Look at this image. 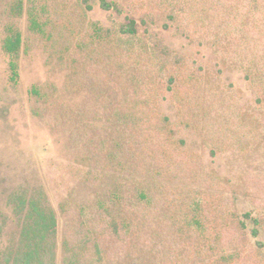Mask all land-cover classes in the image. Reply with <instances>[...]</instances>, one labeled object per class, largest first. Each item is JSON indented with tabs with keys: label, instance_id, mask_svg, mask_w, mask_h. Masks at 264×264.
Listing matches in <instances>:
<instances>
[{
	"label": "rangeland",
	"instance_id": "1",
	"mask_svg": "<svg viewBox=\"0 0 264 264\" xmlns=\"http://www.w3.org/2000/svg\"><path fill=\"white\" fill-rule=\"evenodd\" d=\"M44 1L52 36L45 39L29 33L24 11L16 21L23 44L18 82L13 83L7 55L1 50L3 27L9 21L5 9L11 0H0V217L5 220L0 249L15 245L20 230L12 220L9 193L19 186L29 190L42 187L57 217L55 263L61 264L67 249L70 253L75 247L82 260L91 257L90 253L82 256L84 235H89V230L92 236L94 232L101 234L103 228L100 220L95 225L92 217L86 219L83 214L94 217L92 205L108 194L102 185H131L136 179L130 175L136 174L130 168L141 164L125 156L129 170H118L114 164H105V154L112 138H118L132 149L129 153L134 157L133 150L143 138L131 122L150 120L148 114L143 115L149 103L160 116L167 117L174 137L184 141L181 169L194 184V191L204 190L205 200L215 199L220 207L227 206L232 198L226 197L232 194V205L239 215L248 212L260 219L257 236L250 235L253 224L247 221V242L253 248L257 247L255 241L262 243L259 253L264 261V98L257 100L258 90L245 80L218 43L212 44L207 36L202 40L194 36V22L188 12L192 9L185 6L187 11L170 21L162 6H157L158 0L150 5L145 0H108L115 2L119 11L100 8L99 0H88L90 9L81 0ZM26 3L24 0L25 7ZM228 3L233 9L226 22L228 29L234 30L242 1ZM126 16L135 19V34L119 32ZM92 26L102 31L100 44L92 42L88 48L78 49ZM171 72L189 73L203 83L201 92L207 94L209 107L207 120L212 124L208 130L184 124L172 99L173 91L166 88ZM33 87L38 94L30 92ZM191 98L194 103V95ZM199 101L205 102L203 98L195 100ZM126 117L125 127L130 130L124 136L125 130L116 128ZM216 124L226 131L225 143L211 155L216 139L212 127ZM153 178L150 176L149 184ZM161 182L170 187L174 183ZM178 202L176 193H167L159 201L158 212L175 214ZM152 215L145 227H151L154 220L152 227L165 231V222L158 219L156 225ZM107 246L112 247V243ZM101 264L165 263L148 248L128 247L120 255L110 253Z\"/></svg>",
	"mask_w": 264,
	"mask_h": 264
},
{
	"label": "trees",
	"instance_id": "2",
	"mask_svg": "<svg viewBox=\"0 0 264 264\" xmlns=\"http://www.w3.org/2000/svg\"><path fill=\"white\" fill-rule=\"evenodd\" d=\"M26 1L25 7L24 0H11L5 9L9 21L3 27L1 50L7 55L9 79L13 83L18 82V59L23 44V34L16 21L24 11L27 14L29 33L45 39L52 36L47 28L51 27L47 3L44 0ZM241 1V13L239 11L238 23L233 27L234 30L228 29L226 22L231 17L230 8L233 9V6L228 5V0H194L193 3L191 0H158L157 6H162L165 17L170 21L176 20L178 15L187 11L185 6L190 7L192 11L188 12L194 22V36L201 40L207 36L212 39V44L218 43L232 64L244 73L245 80L258 90L257 100L260 101L264 98V0ZM81 2L86 9L91 8L88 0ZM145 2L150 5L155 0ZM99 6L104 10L119 11L113 1L99 0ZM136 31L135 19L126 16L125 22L119 26V32L132 35ZM101 37L102 31L92 26V30L81 39L77 48L84 49L92 42L99 43ZM201 86L203 83L189 73L171 72L167 77L166 88L173 91L172 99L179 106L184 124L194 129L208 130L212 124L207 120V94L202 95ZM30 92L38 94L35 87L31 88ZM193 95L194 103L191 102ZM198 98H203L205 102H195ZM138 108L134 110L137 111ZM146 114L150 116V120L144 118L140 123L131 120L140 138H143L133 150L134 157L129 153L132 149L121 143L118 138H112V145L105 154V164H114L118 166V170H123V167L129 170L128 165L124 163L125 156L140 162L141 167L136 164L132 170L130 168V172L136 174H131L130 177L133 176L136 180L130 181L131 185L124 187L116 182L112 186L111 183L102 185L108 194L105 198L99 197L92 205L91 212L94 217L89 213L83 214L86 219L92 217L95 225L100 220L103 228L101 234L94 232L92 236L89 230V235H84L82 256L86 257V253H90L91 257L82 260L75 247L70 253L67 249L61 264H85L87 261L90 264H101L109 259L110 253L120 255L128 247L138 250L148 248L150 253H154L156 258H160L165 264H264L259 253L262 243L255 241L257 247L253 248L247 242V221L253 224L250 235L257 236L260 219L248 212L239 215L232 205V194L226 197L232 198L230 204L220 207L215 203V199L205 200L204 190L194 191V184L189 182L185 171L181 169L184 161L181 146L184 141L174 137V131L167 127V117L160 116L149 103L143 115ZM125 119L121 120L120 124L117 123L116 129L122 132L125 130L124 136H127L130 128L125 127L128 117ZM212 128L213 138L216 139L212 143L214 146L210 154L214 155L218 146L225 143L226 131L219 130L217 124ZM153 139L158 141L154 142ZM192 173L194 174V171ZM150 176L154 177L151 184L148 181ZM161 180L174 182L173 186L165 185ZM167 193L178 195L179 209L175 214L158 212L159 201L161 202ZM7 202L11 208L12 220L20 230L15 245L0 249V264H56L57 217L44 189L39 187L29 190L19 186L9 193ZM151 212L156 219V225L160 220L168 226L165 229L167 234L160 228L152 227L154 220L151 221V227H145V221L150 219ZM4 222L0 217V232ZM109 242L112 247L107 246Z\"/></svg>",
	"mask_w": 264,
	"mask_h": 264
}]
</instances>
